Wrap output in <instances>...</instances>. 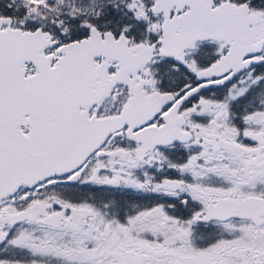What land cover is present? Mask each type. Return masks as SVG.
I'll return each mask as SVG.
<instances>
[{
    "label": "snow or ice",
    "instance_id": "obj_1",
    "mask_svg": "<svg viewBox=\"0 0 264 264\" xmlns=\"http://www.w3.org/2000/svg\"><path fill=\"white\" fill-rule=\"evenodd\" d=\"M0 264H264V0H0Z\"/></svg>",
    "mask_w": 264,
    "mask_h": 264
}]
</instances>
